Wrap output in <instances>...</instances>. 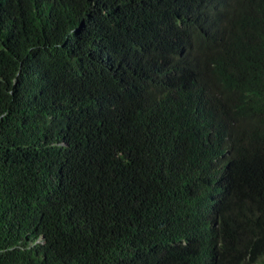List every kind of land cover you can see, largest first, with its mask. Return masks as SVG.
Returning <instances> with one entry per match:
<instances>
[{
	"label": "trees",
	"instance_id": "obj_1",
	"mask_svg": "<svg viewBox=\"0 0 264 264\" xmlns=\"http://www.w3.org/2000/svg\"><path fill=\"white\" fill-rule=\"evenodd\" d=\"M264 264V0H0V264Z\"/></svg>",
	"mask_w": 264,
	"mask_h": 264
},
{
	"label": "rangeland",
	"instance_id": "obj_2",
	"mask_svg": "<svg viewBox=\"0 0 264 264\" xmlns=\"http://www.w3.org/2000/svg\"><path fill=\"white\" fill-rule=\"evenodd\" d=\"M257 264H262V263H257Z\"/></svg>",
	"mask_w": 264,
	"mask_h": 264
}]
</instances>
